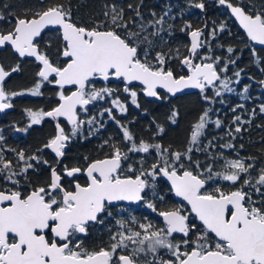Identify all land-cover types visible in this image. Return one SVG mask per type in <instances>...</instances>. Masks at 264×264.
Here are the masks:
<instances>
[{
    "label": "snow or ice",
    "instance_id": "6c2138e0",
    "mask_svg": "<svg viewBox=\"0 0 264 264\" xmlns=\"http://www.w3.org/2000/svg\"><path fill=\"white\" fill-rule=\"evenodd\" d=\"M215 2L243 30L260 78L240 66L244 49L219 42L231 35L226 20L210 29L206 21H184L179 31L188 41L173 46L170 3L146 16L144 0H105L83 19L73 0H0V49L17 57L8 67L0 63V112L13 108L15 97L43 96L45 85L56 90L54 106L25 109L27 127L15 128L27 132L51 119L54 134L42 147L27 153L0 143V264H264V153L241 155L245 145H237L245 125L264 117V101L249 109L227 99L247 102L253 85L264 90V0ZM187 3L206 11L205 0ZM50 31L54 38L45 39ZM29 58L37 68L32 87L7 90ZM185 90H196L201 108L181 149L161 142L166 127L156 119L147 139L133 131L130 108L148 115L142 98L171 103ZM217 104L232 113L227 126ZM180 115L172 106L166 123L178 124ZM109 122L116 135L106 134ZM94 138L96 156L64 162L74 140ZM45 150L55 164L43 158ZM41 166L49 174L34 181ZM165 188L180 203L168 204ZM124 204L142 205L159 222ZM94 229L107 238L88 247Z\"/></svg>",
    "mask_w": 264,
    "mask_h": 264
},
{
    "label": "trees",
    "instance_id": "16d2710c",
    "mask_svg": "<svg viewBox=\"0 0 264 264\" xmlns=\"http://www.w3.org/2000/svg\"><path fill=\"white\" fill-rule=\"evenodd\" d=\"M160 1H163L165 4L169 3V0H144L143 11L145 12V15L147 16L150 9L155 10L158 14H160L162 12V9L160 8ZM6 2L14 5L24 3L31 4L35 3V0H6ZM104 2L105 0H73L74 5H80L79 15L83 19H87L89 15L100 12ZM129 2L134 3L135 0H119V3L124 5ZM173 8L176 9L174 12L175 14H173L176 16V19L175 21H170L174 23L176 27L173 46L177 44L183 45L188 41L186 34L179 31L184 21H187L184 16L181 18L180 15L181 8L184 9L183 3H178L176 0H174ZM188 12V22H191L194 27L202 26L206 21L210 29L212 26V21H216L218 24L219 22L226 20L228 22L231 35H229L227 32L221 34L222 39H220L219 42L224 43L225 46L232 45L233 47L237 48L238 51L240 49H244V54L239 61L240 66L244 67L248 74L255 75L260 78V73L256 66L252 63L247 48H245V43H242V41L247 42L245 34L237 26L236 22L229 15L225 8L218 6L216 2H209L204 13H201L198 9L194 8H189ZM48 38H54V32H48L45 36V39ZM254 47L257 49L261 48L257 45H254ZM181 51H183V47H181ZM220 51L221 50L218 49L217 54H219ZM0 62L3 63L5 67H8V65H12L17 62V57L11 52L10 48L0 49ZM21 63L22 71L12 74L5 84V87L9 91H18L32 87L35 78V71L37 70L36 65L30 59ZM244 82H247V78H245ZM236 87L237 91H240L242 85ZM55 91L56 90L52 86L45 85V87L42 88V92L44 93L43 96L34 97L31 95H24L15 97L12 101L14 107L8 111L0 112V135L4 136V141L0 143H3L7 148L24 150L27 153L35 152L36 149L42 147V145L47 142L48 138L54 134V122L51 119H45L41 124L33 125L28 129L27 132H17L15 131V128L27 127L29 120L25 109L31 108L33 110H38L43 108L44 110H48L50 107L54 106L56 103ZM250 94L252 96V100L247 102L240 101L239 97L236 95H229L227 99L230 104L243 102L249 109L264 101V90H261L257 85H253V88L250 89ZM142 105L148 109L147 116L139 112L134 107H131L129 110V115L126 118L127 120H132L133 118L135 119L136 122L132 125L133 131H135L137 135L144 136V138L147 139L149 134V122L152 119H156L158 122L165 124L166 127V134L164 135L161 142L165 145L171 144L173 148L178 150L183 147L188 136V128L195 120L201 108V103L196 91H193L189 95H181L171 98V103H160L158 101L142 99ZM172 106L178 107L181 113L178 124L176 125H170L166 123V113ZM216 107L220 109V118L224 120L225 126H227V124L230 123L232 113L226 106L217 104ZM258 124H264V117L257 116L251 126L245 125L248 130L242 133L243 139L237 141V145H239V143H243L245 145L241 155L249 154L261 156L262 153H264V144L261 143V138L264 137V129L257 127L256 125ZM117 132L118 129H116V126L109 122L106 134L116 135ZM224 133L225 128L217 131L218 135H224ZM99 139L100 138H94L91 141H80L79 139L74 140L72 142L75 145L74 150L80 155L97 154L96 146L99 143ZM81 148H83V150H81ZM85 148L90 149L86 151L84 150ZM68 154H70L69 150ZM8 156L9 158H12L11 153H8ZM43 158L54 164L55 158L51 155L50 151L45 150L43 153ZM200 158L203 159L202 156ZM48 174V169L44 166H41L40 174L38 176H34L33 179L34 181L43 182L47 178ZM165 194L167 196V202H169L170 196L173 200V203H178V200L168 192L167 188H165ZM129 211L138 217L147 216L149 219L155 217L156 222H159V218L156 216V214L151 213L150 210L146 211L144 208H133L129 209ZM102 238H107L106 233L98 232L95 229L92 231L89 238L85 240V244L87 246V244L92 240V246H94V244H98ZM92 246L88 245V247Z\"/></svg>",
    "mask_w": 264,
    "mask_h": 264
},
{
    "label": "flooded vegetation",
    "instance_id": "af4514ba",
    "mask_svg": "<svg viewBox=\"0 0 264 264\" xmlns=\"http://www.w3.org/2000/svg\"><path fill=\"white\" fill-rule=\"evenodd\" d=\"M176 2H181V3H183V7H184V9H185V13H184V18L185 19H187V21L189 20V12H188V9H189V7H188V3H187V0H176ZM209 2H215V0H205V3H206V5L209 3ZM169 3L170 4H172L173 5V3H174V0H169ZM168 3V4H169ZM160 8L163 10V8H164V6L166 5L163 1H160ZM161 10V11H162ZM175 8H173V14H175L174 12H175ZM200 11V10H199ZM230 15V14H229ZM234 19V18H233ZM235 21V20H234ZM31 60V59H30ZM7 89V88H6ZM193 91H187V92H185V93H181V94H178L177 96H181V95H189L190 93H192ZM176 96V97H177ZM175 98V97H174ZM142 99H146V100H151V101H155V100H152V99H148V98H142ZM171 99V98H170ZM74 147H75V145L73 144V143H71L70 145H69V147H68V149H67V157H66V159H65V163L66 164H69L70 166L71 165H73V164H76L77 162H80V163H82L83 161L80 159L82 156H84V154H78V153H76L75 152V150H74ZM90 148H85L84 150H86V151H88ZM68 150L70 151V154H68ZM81 150H83V148H81ZM51 155L54 157V155L51 153ZM86 155H89V156H96L97 154H86ZM54 164H55V161H54ZM80 179H81V181H83L84 180V177L83 176H81L80 177ZM171 194V193H170ZM172 195V194H171ZM173 197H175L174 195H172ZM176 198V197H175ZM177 199V198H176ZM178 200V203H180V201H179V199H177ZM168 204H172L173 203V200H172V198L169 196V202H167ZM124 207H126V208H137V209H141V208H144L142 205H135V204H132V205H129V204H124ZM145 209V208H144ZM146 211H148L147 209H145ZM151 220H153V221H155L156 222V219H155V217H152L151 218ZM95 230V229H94ZM86 245V244H85ZM92 246L93 245V242H92V240L87 244V246Z\"/></svg>",
    "mask_w": 264,
    "mask_h": 264
},
{
    "label": "water",
    "instance_id": "95a60500",
    "mask_svg": "<svg viewBox=\"0 0 264 264\" xmlns=\"http://www.w3.org/2000/svg\"><path fill=\"white\" fill-rule=\"evenodd\" d=\"M236 22V21H235ZM236 24H237V26L239 27V25H238V23L236 22ZM240 28V27H239ZM241 29V28H240ZM242 30V29H241ZM243 31V30H242ZM257 46H259V45H257ZM261 47V46H260ZM30 59V58H29ZM187 91H196V90H185V92H187ZM181 94V93H180ZM152 100H154V99H152ZM9 109H7V110H5V111H8ZM4 111V112H5ZM53 154V153H52ZM54 155V154H53ZM177 198V197H176ZM177 199H179V198H177Z\"/></svg>",
    "mask_w": 264,
    "mask_h": 264
},
{
    "label": "rangeland",
    "instance_id": "374dc122",
    "mask_svg": "<svg viewBox=\"0 0 264 264\" xmlns=\"http://www.w3.org/2000/svg\"><path fill=\"white\" fill-rule=\"evenodd\" d=\"M117 83L118 82H116V81H112V86H116ZM128 209H133V208H128Z\"/></svg>",
    "mask_w": 264,
    "mask_h": 264
}]
</instances>
